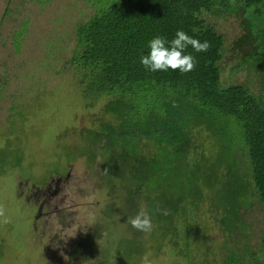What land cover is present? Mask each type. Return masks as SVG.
Masks as SVG:
<instances>
[{
    "label": "trees",
    "instance_id": "16d2710c",
    "mask_svg": "<svg viewBox=\"0 0 264 264\" xmlns=\"http://www.w3.org/2000/svg\"><path fill=\"white\" fill-rule=\"evenodd\" d=\"M23 1L42 7L51 2ZM87 1L94 10L76 26L70 72L86 107L104 104L92 114L93 123L80 129L88 145L74 160L86 157L109 187L118 183L122 196H138L157 226L149 236L134 229L125 258L140 259L128 264L141 261L149 249L155 256L168 255L172 264H197L192 247L207 238L212 225L222 232L218 260L264 264V96L254 86L223 80L225 39L208 18L238 14L245 34L229 50L264 83V0ZM29 23L24 18L15 34L18 52ZM177 30L210 45L205 52L186 49L195 57L194 70H146L140 58L149 52L148 41L157 35L170 41ZM43 59L50 68V58ZM204 131L208 148L200 143ZM6 149L0 148V175L23 155V148ZM254 209L262 216L254 218ZM251 215L256 229L248 233L257 235L252 240L246 232ZM90 237L79 241L87 254L98 246ZM210 249L201 264H210Z\"/></svg>",
    "mask_w": 264,
    "mask_h": 264
},
{
    "label": "rangeland",
    "instance_id": "374dc122",
    "mask_svg": "<svg viewBox=\"0 0 264 264\" xmlns=\"http://www.w3.org/2000/svg\"><path fill=\"white\" fill-rule=\"evenodd\" d=\"M93 10L87 0H51L43 7L38 2L0 0V148L7 147L6 152L23 148L21 161H12L0 175V207L5 212L0 217V264H128L140 259L125 258L135 235L127 220L144 204L138 196H122L118 183L109 187L99 167H89L86 157L74 160L80 148L88 145L80 129L93 123L92 114L104 104L101 101L96 109L95 105L86 107L69 64L76 26ZM237 15L208 16L225 39L222 78L230 84L254 86L264 96V83L253 66L240 63L229 50L245 34ZM24 18L30 23L18 52L15 34ZM45 56L50 58V68L42 61ZM207 139L204 131L200 139L204 148H208ZM65 145H69L67 154L63 153ZM12 156L15 160L17 155ZM63 164L68 169L65 174ZM252 215L262 216L257 209ZM252 215L247 233L256 229ZM248 234L251 240L257 236ZM87 236L98 245L90 254L79 243ZM206 237L192 247L197 264L204 260L207 246L211 248L210 264H225L216 255L222 249L221 230L212 225ZM243 237L238 235L247 242ZM119 241L120 253L116 251ZM260 251L255 249L254 254ZM146 253L151 264H172L168 255L155 256L151 249Z\"/></svg>",
    "mask_w": 264,
    "mask_h": 264
},
{
    "label": "clouds",
    "instance_id": "9594fccd",
    "mask_svg": "<svg viewBox=\"0 0 264 264\" xmlns=\"http://www.w3.org/2000/svg\"><path fill=\"white\" fill-rule=\"evenodd\" d=\"M191 46L196 52H205L210 47L207 41L189 36L183 30H177L172 40H167L164 36L157 35L148 41L149 52L142 55L140 63L142 66L152 72L179 70L181 73H187L194 70L196 66L195 57L191 53H186V49ZM159 212L161 209L156 208ZM164 214H168L167 211ZM5 212L0 207V217H4ZM5 223L7 220L5 219ZM127 223L131 224L137 231L150 233L153 230L152 217L145 208L133 217H129ZM141 264H151L148 254L141 258Z\"/></svg>",
    "mask_w": 264,
    "mask_h": 264
},
{
    "label": "flooded vegetation",
    "instance_id": "af4514ba",
    "mask_svg": "<svg viewBox=\"0 0 264 264\" xmlns=\"http://www.w3.org/2000/svg\"><path fill=\"white\" fill-rule=\"evenodd\" d=\"M249 42H250V40H249Z\"/></svg>",
    "mask_w": 264,
    "mask_h": 264
}]
</instances>
